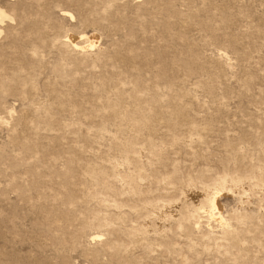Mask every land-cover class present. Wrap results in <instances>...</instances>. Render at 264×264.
Here are the masks:
<instances>
[{"label":"rangeland","instance_id":"374dc122","mask_svg":"<svg viewBox=\"0 0 264 264\" xmlns=\"http://www.w3.org/2000/svg\"><path fill=\"white\" fill-rule=\"evenodd\" d=\"M0 6V264H264V0Z\"/></svg>","mask_w":264,"mask_h":264},{"label":"bare ground","instance_id":"6f19581e","mask_svg":"<svg viewBox=\"0 0 264 264\" xmlns=\"http://www.w3.org/2000/svg\"><path fill=\"white\" fill-rule=\"evenodd\" d=\"M12 19H13L12 14L0 6V24L3 23L5 20H12ZM1 32H2V30L0 29V34H1ZM77 39H85L88 42V44L87 45H79L76 42ZM68 40L70 41V43L74 47H76V48L82 47L83 49H85L87 47H93L96 44V42H98L97 39H93L92 36L88 35L87 33L86 34L81 33L78 35L70 34L68 36ZM207 203H208V206L206 208L207 210H205V213L207 214V216L216 217L221 223H223V220L220 217L221 215L214 212V208L216 207V203H217V196L216 197L212 196L209 199H207Z\"/></svg>","mask_w":264,"mask_h":264}]
</instances>
